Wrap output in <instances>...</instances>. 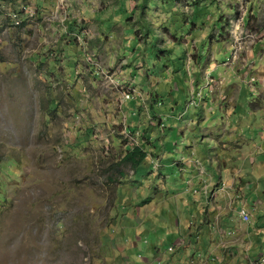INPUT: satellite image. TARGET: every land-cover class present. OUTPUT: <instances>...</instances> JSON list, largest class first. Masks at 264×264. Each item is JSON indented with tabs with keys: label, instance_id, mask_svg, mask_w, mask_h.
I'll return each instance as SVG.
<instances>
[{
	"label": "rangeland",
	"instance_id": "1",
	"mask_svg": "<svg viewBox=\"0 0 264 264\" xmlns=\"http://www.w3.org/2000/svg\"><path fill=\"white\" fill-rule=\"evenodd\" d=\"M232 129L264 145V0H0V264H243L179 246L173 197Z\"/></svg>",
	"mask_w": 264,
	"mask_h": 264
},
{
	"label": "crops",
	"instance_id": "2",
	"mask_svg": "<svg viewBox=\"0 0 264 264\" xmlns=\"http://www.w3.org/2000/svg\"><path fill=\"white\" fill-rule=\"evenodd\" d=\"M132 103L134 115H138L139 106L135 98L127 102V105ZM220 135L221 140L211 135L206 139L222 143L223 155L220 153L213 159L210 154L197 150L200 148L197 138L191 146L182 150V160L177 162L183 169V180L180 186L175 187L173 197L177 205L191 206V218H184L183 224L180 219L176 222L182 236L177 244L185 247L189 245V252L212 255L213 258L218 254L232 253L237 256V262L251 264L257 259L250 256L251 247L258 243L259 246L262 243L264 245V198L254 193L248 194L247 189L251 191L253 183L248 179L254 174L245 173V164L249 161L251 165L259 166V169L264 168V160L258 161L254 154L264 155V145L256 147L250 138L248 143L242 142L234 129L225 130ZM233 141L242 146L239 145L235 151L230 150ZM246 147L252 148V151L248 149L245 152ZM168 196L172 195L161 193L160 197L164 200ZM242 209L247 211L250 220L243 218ZM184 237L188 241L183 240Z\"/></svg>",
	"mask_w": 264,
	"mask_h": 264
},
{
	"label": "trees",
	"instance_id": "3",
	"mask_svg": "<svg viewBox=\"0 0 264 264\" xmlns=\"http://www.w3.org/2000/svg\"><path fill=\"white\" fill-rule=\"evenodd\" d=\"M213 6V4H212ZM206 7L200 8V10L202 11L203 9H205ZM200 11V12H201ZM200 12L198 13L197 16H199ZM131 18V17H130ZM130 152L127 153V155L124 157L125 160H129L130 162H132L133 160H135V158H138L139 161L145 159V157L147 156L146 151H144L143 149H141L140 147H134V149L129 150ZM2 161H0V165H1ZM133 163V162H132ZM134 165V163H133Z\"/></svg>",
	"mask_w": 264,
	"mask_h": 264
},
{
	"label": "built area",
	"instance_id": "4",
	"mask_svg": "<svg viewBox=\"0 0 264 264\" xmlns=\"http://www.w3.org/2000/svg\"><path fill=\"white\" fill-rule=\"evenodd\" d=\"M132 95H133L132 92L128 91L127 94H125V98L127 100H130L133 97ZM241 215L243 216V218L245 220H247V221L250 220V216H249V214L247 213L246 210L242 209L241 210ZM256 260H257V264H264V245H263L262 252L260 253V255L258 256V258Z\"/></svg>",
	"mask_w": 264,
	"mask_h": 264
}]
</instances>
